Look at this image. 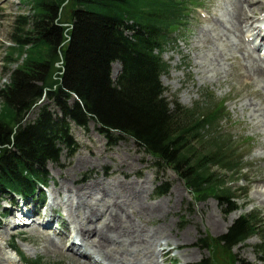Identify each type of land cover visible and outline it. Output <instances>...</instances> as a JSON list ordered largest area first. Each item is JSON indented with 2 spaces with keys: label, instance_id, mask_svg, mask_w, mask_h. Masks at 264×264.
I'll list each match as a JSON object with an SVG mask.
<instances>
[{
  "label": "trees",
  "instance_id": "1",
  "mask_svg": "<svg viewBox=\"0 0 264 264\" xmlns=\"http://www.w3.org/2000/svg\"><path fill=\"white\" fill-rule=\"evenodd\" d=\"M20 2L31 13L15 18L4 59L16 67L9 83L0 86V194L30 199L46 185L47 164L59 161L57 145L64 144L69 154L74 151L65 122L69 119L80 127L93 121L111 145L116 134L132 139L156 166L183 181L193 201L213 198L226 207V214L236 210L238 190L229 185L241 180L243 164L239 144L221 132L224 108L209 94L192 109L176 102L171 108L159 80L167 70L161 55L172 42L169 35L186 27L189 7L199 0ZM65 10L68 21L62 22ZM115 62L121 73L113 82L110 66ZM35 81L42 86L33 85ZM44 93L58 104L63 119L55 121L42 109L35 121L24 124ZM72 95L80 102L70 108L65 102ZM165 188L156 193L164 194ZM261 229L255 212L239 217L224 235L199 239L211 255L195 264L226 259L236 264L233 248L257 235V264H264ZM219 253L225 259H217ZM20 258L23 264H58Z\"/></svg>",
  "mask_w": 264,
  "mask_h": 264
},
{
  "label": "rangeland",
  "instance_id": "2",
  "mask_svg": "<svg viewBox=\"0 0 264 264\" xmlns=\"http://www.w3.org/2000/svg\"><path fill=\"white\" fill-rule=\"evenodd\" d=\"M258 2L251 3L249 7L251 9L248 10L242 0H199L198 6L189 7L193 9L187 26L169 35V39H173L174 42L168 44L161 57L167 70L159 80L164 91L163 98L171 108L172 103L176 102L182 107L192 109L208 94L213 97L216 104H221L224 108L225 118L219 124L221 132L227 135V138L231 136L234 143H239L241 149L239 155L243 164L241 180L229 185L233 190H238L236 210L226 214V207L213 198L202 202L193 201L183 181L172 170L156 166L155 160L145 154L132 139L115 135L113 136L115 141L111 145L108 137L98 132V127L93 121H89L86 127H80L68 120V135L76 145L74 152L70 155L64 144H59L58 148L61 150L59 161L47 166L48 181L46 187L42 189L45 203L40 217L20 218L21 214L14 211V215L0 220V264H22L17 255L9 249L10 235L19 232L23 235L15 240L14 245L24 258L29 260L42 258L45 262L59 264H82V261L73 257L71 251L72 249L78 251L77 247L53 253L49 246V243L52 244V238L34 223L41 222L43 213L51 214L48 209L50 204L53 209L59 211L67 207L69 212L60 213L61 218L65 215L70 226L76 228L77 216L82 212L70 205L72 198L75 201L76 186L87 188L88 195L95 196L93 201L98 204L100 202L95 200L102 198L98 189L106 184L124 187L125 190L143 185L144 204L160 206L168 211L164 215L158 214L152 218L135 217L136 212L134 217L129 216L147 233L152 234L156 228L162 226L167 230L164 237L167 242L164 246L166 250L163 251L164 247L152 245L150 248L152 251L149 249V252L144 251L138 255V258L148 256L145 260L149 264H195L209 258L211 253L199 245V239L204 236L218 238L224 235L236 219L252 212L259 214L263 222L260 234L264 235V87L261 82L263 79L256 78L257 80L250 81L245 77L246 68L252 60L260 58L264 63V59L261 58L262 54L250 51L244 40L247 35H258L257 30L250 27L251 22H247L248 19L244 20L240 26L241 31H244L245 27L251 32L246 36L240 34L237 25L238 21L250 16L258 18L264 16V0ZM196 8L205 12L210 20L200 21ZM29 12L19 0H0V86L9 83L10 74L16 67L4 63L11 46L10 35L14 20L19 15H30ZM65 12L61 15L62 22L68 21L69 10ZM242 17L244 18L239 20ZM233 24H236L239 39L232 37L228 41L224 35V27L231 34ZM212 60L218 61V65L211 63ZM115 65L117 64L114 63L110 67L111 80H116L120 74L119 72L114 77L118 69ZM117 66L120 68V65ZM210 67L217 71L211 72ZM32 84L42 86L38 81ZM44 94L26 114L24 124L35 121L42 109L49 112L53 120L60 119L61 110L58 104ZM59 102L64 100L59 99ZM75 102L76 99L71 96L65 104L72 108ZM62 185H67L68 188L63 189ZM164 187H166L164 194H156L158 188ZM126 199L127 197L125 200L122 199L121 205L128 207L130 203H125ZM8 200V197H0V214L9 207ZM20 204L16 207L19 210L22 209V203ZM23 223L31 225L23 226ZM84 223L86 231L95 226L93 219ZM260 243V237L257 235L234 247L232 255L235 256L236 264L238 260L257 263L256 246ZM86 252L90 253L87 255L90 259L95 258L100 264H110L104 256L99 257L89 250ZM216 258L225 259L222 253L217 254ZM219 264H227V259L226 262L222 260Z\"/></svg>",
  "mask_w": 264,
  "mask_h": 264
},
{
  "label": "bare ground",
  "instance_id": "3",
  "mask_svg": "<svg viewBox=\"0 0 264 264\" xmlns=\"http://www.w3.org/2000/svg\"><path fill=\"white\" fill-rule=\"evenodd\" d=\"M242 2L244 6L247 7L248 10L251 9L249 8L251 3L253 4L259 3L258 0H242ZM233 18L234 19L236 18V14H234ZM243 18L244 17L239 18V20ZM247 19L254 22L257 20V17L250 16L249 18L240 20V22L238 21L239 24L237 25H239V30L244 20H247ZM233 25L234 26L231 31V34H229L230 32L227 31L226 27H224V32H225L224 35H225L226 40L228 41L232 37L236 38V40L239 39V36H238L239 34L236 28V24H233ZM222 26H225V25L222 24ZM226 31L228 33H226ZM240 34H244V33H242V31L240 30ZM217 57L219 56L217 55ZM221 59H222V56H221ZM210 62L216 63L218 65L217 63L218 61L214 62L212 60ZM115 67H117L118 69L116 73L114 74V77H116L117 74H119L120 72V68L117 65H115ZM210 68H211V72L217 71V69H214L213 67H210ZM246 72H247V75L245 77H248L247 79L250 81H253V79L257 80L258 78L263 79L261 80V82L264 87V63H262L259 58L254 59L250 62V64L246 68ZM66 182L67 181H65V183ZM94 184L98 185L95 182ZM115 186L117 185L106 184L105 186H102V187L100 186L101 189H98V191L101 193L100 196H102V198L95 200V201L100 202L98 204L94 203L93 201L94 199L93 197L95 196L88 195V192H86L87 188L85 189V188L76 186V193L74 196L75 201L72 198V202H70L71 206L79 208L80 209L79 211H82L80 215L77 216L78 226L75 228L76 239L82 245H85V247L89 249L90 251H92L95 255L102 256V257L104 256L105 259L110 264H149L148 261L145 260V257H148V256H145L143 258H138V255L142 254L144 251H148L152 245L153 246L158 245L159 247H164L167 243L166 239H164V237H166L167 235V230L162 226V227L156 228V231H154V233L152 234H150L149 232L147 233L141 230L140 227L136 225L137 222L134 223L132 218H130L129 216L131 215L134 217L135 216L134 213L136 212L137 216L135 217L139 216L140 218V216H145V217L152 218L154 216L156 217L158 214L164 215L168 211H166V209L164 210V208L160 206H147L146 204H144L143 185L132 186L133 188L126 189V190L124 189V187H120V186L115 187ZM62 188L67 189L68 186L62 185ZM126 197L127 199L125 203L127 204L130 203V206L128 207L121 205L123 202L122 199L124 198L125 200ZM97 206L101 208H97ZM52 207L53 206H50V208ZM67 209L68 208L65 207L64 211H68ZM11 215H14V213L12 212ZM97 216H100V218H98ZM89 219L94 220L95 226L91 230L86 231L84 221H87ZM49 246L53 253H58L57 251L60 250L58 246L56 245L49 243ZM164 250H166L165 247L163 248V251ZM166 252H169V251H166ZM167 254L168 253H166V255ZM78 259L82 261V264H90V260L87 258L78 257Z\"/></svg>",
  "mask_w": 264,
  "mask_h": 264
}]
</instances>
